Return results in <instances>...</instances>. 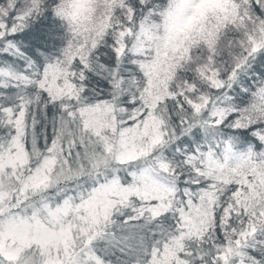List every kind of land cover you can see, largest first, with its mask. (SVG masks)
Masks as SVG:
<instances>
[{"label":"snow or ice","instance_id":"snow-or-ice-1","mask_svg":"<svg viewBox=\"0 0 264 264\" xmlns=\"http://www.w3.org/2000/svg\"><path fill=\"white\" fill-rule=\"evenodd\" d=\"M0 264H264V0H0Z\"/></svg>","mask_w":264,"mask_h":264}]
</instances>
